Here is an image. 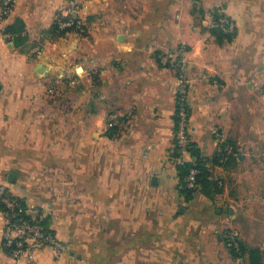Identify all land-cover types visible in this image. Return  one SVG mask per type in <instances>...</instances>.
Wrapping results in <instances>:
<instances>
[{"label":"crops","instance_id":"1","mask_svg":"<svg viewBox=\"0 0 264 264\" xmlns=\"http://www.w3.org/2000/svg\"><path fill=\"white\" fill-rule=\"evenodd\" d=\"M72 4L83 31L54 36ZM2 26L0 184L67 245L36 264H248L226 231L264 264V0H16ZM181 46L191 140L213 159L214 185L189 195L170 157L178 77L160 61ZM2 233L0 216V264H26Z\"/></svg>","mask_w":264,"mask_h":264},{"label":"built area","instance_id":"2","mask_svg":"<svg viewBox=\"0 0 264 264\" xmlns=\"http://www.w3.org/2000/svg\"><path fill=\"white\" fill-rule=\"evenodd\" d=\"M16 0H1L0 4V38L8 40L11 34L6 32L2 23L11 14ZM81 9L79 4H72L64 12L56 14L59 27L76 28L83 31L82 20L76 15ZM212 27H218L226 33H235V23L225 15L214 19ZM185 48L179 47L174 53H167L161 56L163 66L171 67L178 77V89L176 97L177 106V128L175 132L178 161L185 165L182 160L188 153V142L190 134L188 93L190 80L187 76V61L184 56ZM226 150L229 147L225 148ZM188 163L191 164L187 175L183 179L181 189L189 191L196 190L201 174L199 163L194 156H189ZM0 216L3 221L2 245L8 255L14 260L23 261L26 264H36L37 255L41 249H52L60 254L67 249L66 243L51 229L43 226V206L27 204L17 198L8 185L0 184ZM229 247L235 248L241 254L239 239L236 232L228 231L226 234ZM242 255H239L241 258Z\"/></svg>","mask_w":264,"mask_h":264},{"label":"trees","instance_id":"3","mask_svg":"<svg viewBox=\"0 0 264 264\" xmlns=\"http://www.w3.org/2000/svg\"><path fill=\"white\" fill-rule=\"evenodd\" d=\"M221 15H223V14H220V13L216 12L215 15H214V19L219 18ZM17 23L19 25L22 24L20 21H18ZM75 29L76 28L61 29L59 27L58 20H55L50 33L53 34L54 36H63L65 34L69 33V32L74 31ZM6 32L12 33L14 31H13V28H6ZM211 33L216 37V39H217V41L219 43H222L223 41H231L233 39V37H234V33H226V32H224L222 29H220L218 27H212L211 28ZM193 154H195L198 158L201 159L200 153H199L198 150L193 151ZM200 159H199V161L197 160L198 163H199V167L201 169V174L199 176L198 182L203 180L204 177L206 176L205 168H204L203 164L201 163ZM190 166H191L190 163L187 164L186 166H180V169L183 170V172L182 171L180 172L181 179H184V177L187 175ZM183 191H185V193H187L188 195L192 193V191H189V190H186V189H184ZM17 198H19V197H17ZM20 200L22 202H24L22 199H20ZM42 224H43V226L45 228L49 229L48 227H46L44 225L43 221H42ZM227 242H228V240H227ZM230 248H231V251H232V253H233V255L235 257H239V255L244 256V255L247 254L249 256L248 264H261V254H260V250L258 248H247V246L243 245L240 241H239V248H240L241 254L236 252L235 248H233V247H230Z\"/></svg>","mask_w":264,"mask_h":264},{"label":"rangeland","instance_id":"4","mask_svg":"<svg viewBox=\"0 0 264 264\" xmlns=\"http://www.w3.org/2000/svg\"><path fill=\"white\" fill-rule=\"evenodd\" d=\"M111 136H112V134H110ZM175 135L176 134H174V143H173V149H174V152L173 153H171L170 154V157H171V159H172V157H173V161H172V164L173 165H175V167L177 168V171H178V175H179V183H178V188H179V190H181V191H183L184 189H181V184L183 183V179H181V177H180V172L182 171L183 172V170L182 169H180V166H186L187 164H189L188 163V160H189V156H194V157H196V159L199 161V159L200 158H198L195 154H193V151H195V150H197V148L195 147V145H194V143L192 142V140H191V135L189 134V142H188V153L187 154H185L184 155V157L182 158V160H185V165H182V164H180V162L177 160L178 159V154H177V148H176V139H175ZM200 157H201V159H200V161H201V163L203 164V166H204V168H205V171H206V176L204 177V179L203 180H201V181H199L198 182V187H199V185H205V187H207V186H209L210 188L212 187V185H214L213 184V182L211 181V177H210V173H211V171H210V165H209V163H211V162H213V159L212 158H206V157H202V155L200 154ZM198 187H197V189H198ZM196 189V190H197ZM196 190H193L192 192H194V191H196ZM183 192H185V191H183ZM45 209V207H43V212H44V214H43V216H44V218H45V222H46V215L48 214V213H46V210H44ZM49 217V216H48ZM226 234H227V231H226V233H225V237H226ZM247 248H254V247H252V246H249V247H247Z\"/></svg>","mask_w":264,"mask_h":264},{"label":"water","instance_id":"5","mask_svg":"<svg viewBox=\"0 0 264 264\" xmlns=\"http://www.w3.org/2000/svg\"><path fill=\"white\" fill-rule=\"evenodd\" d=\"M41 72H43V70H40ZM12 176H13V174H10V176H9V178L11 179L12 178Z\"/></svg>","mask_w":264,"mask_h":264}]
</instances>
